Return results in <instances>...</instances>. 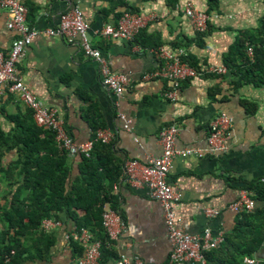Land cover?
<instances>
[{"label":"crops","instance_id":"0c3cea01","mask_svg":"<svg viewBox=\"0 0 264 264\" xmlns=\"http://www.w3.org/2000/svg\"><path fill=\"white\" fill-rule=\"evenodd\" d=\"M22 1L28 9L34 8V16L28 14V22L39 28L56 26L63 12L80 6L90 25L93 45L102 51L115 72L131 78L124 93L117 96L103 85L99 63L88 57L77 43L61 36L35 37L18 65L23 81L42 103L58 110L67 132L77 143L91 140L90 115L103 124L104 134L115 142L122 159L137 161L133 175L124 174L115 186L123 225L115 239L117 255L139 257L144 264H171L173 245L163 207L141 179L143 165L162 154L161 131L171 124L179 128V148H197L204 152L202 156H177L169 173V182L181 194L178 226L191 234H201L207 227L230 230L237 214L229 205L239 198L242 190L235 183L230 185L228 177L264 181V88L247 85L235 91L231 82L233 75L224 64V56L239 31L257 27L264 15V0H219L218 11L210 13L212 30L205 36L204 46H200V40L196 42L198 32L183 12L188 0H180L173 9L168 0ZM191 1L200 9L208 8L207 0ZM129 8L153 17L139 36L146 41L145 47L133 40L107 38L102 34L106 25H118L120 14ZM11 16L10 11L0 7V49L5 51L17 36L7 26ZM180 41L189 43V47L176 46ZM153 43L159 46H151ZM158 48L175 52L184 49L204 70L225 66V79L217 73H214L216 76L200 74L181 83L176 100L168 99L165 92L171 86L170 80L155 75L162 66L153 52ZM244 98L258 104L254 113L247 112L241 102ZM2 108L17 112L26 106L16 95L5 93L0 97V111ZM221 112L231 115L234 123L227 150L212 153L210 126ZM120 113L132 120L130 129L124 127ZM0 121L5 129L11 127L1 113ZM208 207L218 209L219 214L207 216ZM76 229V223L70 219L53 229L58 241L51 261L43 264L76 263L70 244ZM256 259L264 262V244ZM113 262L114 259L103 264Z\"/></svg>","mask_w":264,"mask_h":264},{"label":"trees","instance_id":"16d2710c","mask_svg":"<svg viewBox=\"0 0 264 264\" xmlns=\"http://www.w3.org/2000/svg\"><path fill=\"white\" fill-rule=\"evenodd\" d=\"M179 2L168 0V5L173 9ZM219 2L207 0L205 11L209 14L218 11ZM127 11L134 12L130 8ZM29 14L34 16V8L29 9ZM210 22L205 32H198L196 42L200 40V46L205 45L204 38L212 30ZM143 29L133 41L145 47L146 41L139 37ZM184 45L189 47L190 44L176 43V46ZM151 46L159 45L153 43ZM184 59L202 75L216 76L206 72L192 54ZM224 64L233 75L231 82L235 91L247 85L264 88V15L257 27L239 31L235 43L224 56ZM217 74L225 79V73ZM241 102L249 113L258 109V104L250 99L244 98ZM0 113L11 124L7 130L0 121V264L50 262L58 237L53 229L44 227L48 219L61 222L70 219L76 223L77 230L89 228L94 239L102 244L98 264L113 259L114 264L121 256L117 255L116 241L104 224V213L113 210L121 216L115 186L126 175L127 160L118 155L113 140L97 138L98 131L104 129L103 124L88 115L93 147L89 155H72L57 140L55 130L36 123L32 109L26 107L10 112L2 108ZM10 154L13 157L9 158ZM228 178L230 185L235 183L237 188L248 190L257 205L253 211L236 213L234 226L224 231L220 245L204 251L206 264H264L258 259L255 263L245 261L246 257L256 258L264 244V181ZM70 244L75 258L83 254L80 242L71 237Z\"/></svg>","mask_w":264,"mask_h":264},{"label":"built area","instance_id":"2783aa9c","mask_svg":"<svg viewBox=\"0 0 264 264\" xmlns=\"http://www.w3.org/2000/svg\"><path fill=\"white\" fill-rule=\"evenodd\" d=\"M0 7L7 9L11 13L7 26L15 31V37L11 48L8 51L0 49V97L5 93L16 95L22 103L34 111L36 123L45 128L53 129L57 133V140L65 145L71 154L86 153L89 155L93 140L79 144L67 132L65 123L60 117L56 108L42 103L34 91L23 81L18 74V65L27 54L29 46L35 37L39 35L61 36L70 42L77 43L84 53L94 58L100 65L102 83L114 94L120 96L130 85L131 78L125 73L115 72L103 55L102 51L95 47L89 36L90 25L85 19L84 12L80 6H75L60 16V21L56 26L39 28L28 22L29 9L22 0H0ZM183 12L191 22L197 32H205L211 19V14L197 7L193 1L188 0L183 5ZM153 17L142 15L137 12L125 11L119 19L118 25H106L102 31L104 37L133 40L142 28L147 27ZM157 58L162 61L161 68L155 75L165 77L171 82V86L165 92L168 99L176 100L181 83L189 78L196 77L201 72L187 62L184 57L188 53L183 49L178 52L167 51L163 48L153 49ZM250 56L253 51L250 49ZM206 72L226 73L225 66L206 67ZM124 121V127L130 129L132 120L124 113L119 114ZM233 117L227 112L217 115L210 126L209 142L212 153L225 152L227 150V140L233 127ZM179 128L176 124H171L161 131L162 154L153 157L147 165L142 167V181L149 186L151 194L161 203L168 235L172 242L173 249L170 255L171 264H206L204 251L218 247L224 238V231H214L207 227L201 234H191L178 226L177 208L181 200V194L169 182L168 176L173 168L174 159L179 155L197 154L202 156L203 151L197 148H179L177 137ZM97 138L103 141H110L103 130L98 131ZM137 161L126 163L125 173L133 175ZM256 200L251 197L248 190H242L239 198L230 203L229 208L235 213L253 211L256 208ZM209 217H216L219 210L216 208H206ZM61 221L48 219L44 221V227L52 230L60 225ZM104 224L112 239H117L121 227L120 216L113 210L104 213ZM74 238L84 247L83 254L79 256L75 264H98L101 255V241L94 239L89 228L75 230ZM247 263H255L256 258H245ZM114 264H144V261L135 257L131 259L122 255Z\"/></svg>","mask_w":264,"mask_h":264},{"label":"water","instance_id":"95a60500","mask_svg":"<svg viewBox=\"0 0 264 264\" xmlns=\"http://www.w3.org/2000/svg\"><path fill=\"white\" fill-rule=\"evenodd\" d=\"M72 155H74V154H72Z\"/></svg>","mask_w":264,"mask_h":264}]
</instances>
